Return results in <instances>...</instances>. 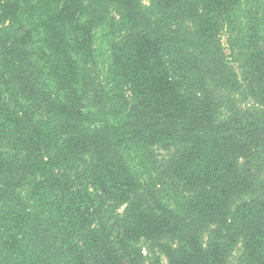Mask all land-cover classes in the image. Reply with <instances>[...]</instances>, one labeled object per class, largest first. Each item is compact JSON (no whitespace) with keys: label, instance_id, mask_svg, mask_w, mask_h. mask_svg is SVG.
<instances>
[{"label":"trees","instance_id":"16d2710c","mask_svg":"<svg viewBox=\"0 0 264 264\" xmlns=\"http://www.w3.org/2000/svg\"><path fill=\"white\" fill-rule=\"evenodd\" d=\"M147 1L0 0V264H264V0Z\"/></svg>","mask_w":264,"mask_h":264},{"label":"rangeland","instance_id":"374dc122","mask_svg":"<svg viewBox=\"0 0 264 264\" xmlns=\"http://www.w3.org/2000/svg\"><path fill=\"white\" fill-rule=\"evenodd\" d=\"M143 1L144 3H148L147 0H143ZM98 35L99 33H97V35L95 36L94 46L96 47V51H97V60L99 64V70L101 71L102 75H104L105 70H106V63L108 61V52L105 46L100 42L101 38ZM224 40L225 39L223 38L222 41L224 42Z\"/></svg>","mask_w":264,"mask_h":264}]
</instances>
